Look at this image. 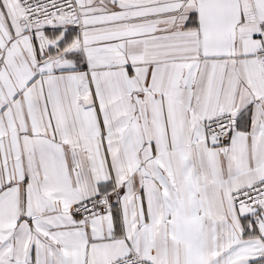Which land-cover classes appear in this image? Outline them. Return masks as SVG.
<instances>
[{
  "label": "snow or ice",
  "instance_id": "6c2138e0",
  "mask_svg": "<svg viewBox=\"0 0 264 264\" xmlns=\"http://www.w3.org/2000/svg\"><path fill=\"white\" fill-rule=\"evenodd\" d=\"M0 264H264V0H0Z\"/></svg>",
  "mask_w": 264,
  "mask_h": 264
}]
</instances>
